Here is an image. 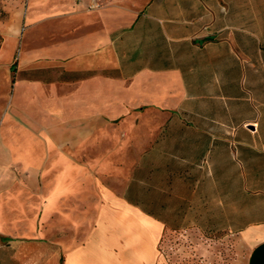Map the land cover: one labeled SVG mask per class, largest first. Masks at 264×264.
Masks as SVG:
<instances>
[{
    "label": "crops",
    "instance_id": "obj_1",
    "mask_svg": "<svg viewBox=\"0 0 264 264\" xmlns=\"http://www.w3.org/2000/svg\"><path fill=\"white\" fill-rule=\"evenodd\" d=\"M10 15L0 148L40 150L0 155V264H160L164 229H226L264 264V0ZM55 212L85 229L71 246Z\"/></svg>",
    "mask_w": 264,
    "mask_h": 264
},
{
    "label": "rangeland",
    "instance_id": "obj_2",
    "mask_svg": "<svg viewBox=\"0 0 264 264\" xmlns=\"http://www.w3.org/2000/svg\"><path fill=\"white\" fill-rule=\"evenodd\" d=\"M27 2L28 0H0V29L12 23L15 15L10 14L15 11H23L27 6ZM1 39L0 32V42ZM14 71V69H11L12 74ZM9 81L10 78L7 85L4 88L1 87L0 123L4 124L7 123L9 118L6 115L8 104L3 100L11 90ZM39 150V147L30 149L23 147L0 148V155H12L24 161L29 158L28 152H38ZM68 154L71 156L70 152ZM51 155L54 156L55 152L52 151ZM83 155L86 156V154ZM51 166L54 165H48V168H51ZM108 172H103V175L107 176ZM54 180L55 173L48 174L47 179H39L37 182L40 186L46 185L50 188ZM67 182H70V179H67ZM48 214L38 213L37 216H31V219H37V222H41L45 216L49 217L52 213ZM55 214L62 216L64 239L68 241L65 246H71L76 238L78 239L84 234L85 229H78L74 226L70 212H55ZM159 251L160 264H245L246 257L244 245L239 243L237 238L226 229H164Z\"/></svg>",
    "mask_w": 264,
    "mask_h": 264
}]
</instances>
